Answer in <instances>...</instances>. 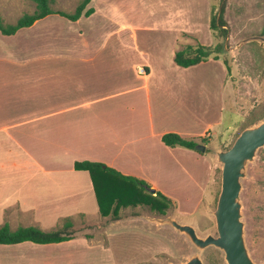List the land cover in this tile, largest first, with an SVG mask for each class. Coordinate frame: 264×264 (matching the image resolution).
<instances>
[{
    "label": "crops",
    "instance_id": "obj_1",
    "mask_svg": "<svg viewBox=\"0 0 264 264\" xmlns=\"http://www.w3.org/2000/svg\"><path fill=\"white\" fill-rule=\"evenodd\" d=\"M23 2L0 0V10L18 21L36 8ZM91 8L77 21L51 14L15 35L0 32V226L51 231L68 218L124 221L102 216L90 173L75 168L81 162L146 181L156 194L96 173L141 196L161 193L173 203L164 217L195 215L210 182L216 201L220 149L212 148L213 137L225 110L237 111L229 100V71L214 58L189 68L175 63L188 45L218 44L213 0H91L85 11ZM17 9L25 14L14 16ZM171 133L205 139L199 145L206 151L165 145ZM152 227L146 229L154 233ZM81 237L93 241L78 232L62 243L0 245V264H73L78 256L58 250Z\"/></svg>",
    "mask_w": 264,
    "mask_h": 264
},
{
    "label": "rangeland",
    "instance_id": "obj_2",
    "mask_svg": "<svg viewBox=\"0 0 264 264\" xmlns=\"http://www.w3.org/2000/svg\"><path fill=\"white\" fill-rule=\"evenodd\" d=\"M59 1L62 4L54 5V9L74 13L82 0ZM33 3L25 0L27 9L33 10L35 7ZM224 5L226 6L225 28L228 33L226 37H222L220 30L214 31L218 44H222L224 49L214 53L211 58L217 57L230 66L229 100L237 111L225 110L223 127L215 129L217 134L213 137L212 148L220 149L219 151L230 149L240 134L246 130L245 127L251 125L250 120L259 122L258 124L264 122V44L248 43L240 49H235L241 40L249 36L261 35L263 32L264 0H213L212 16L218 17L219 10ZM15 11L12 13L16 14L14 16L23 12L22 9ZM23 14H20V17ZM0 15L4 16L6 22L17 21L16 18L9 19L3 10H0ZM211 39L214 40L212 35H209L207 40ZM217 167L216 201L213 196L215 187L210 182L199 211L191 217L179 215V221L176 219L181 224L193 226L201 238L209 235L218 236L213 213L221 193L223 166L218 163ZM242 186V221L245 225L246 245L253 261L262 264L264 262V148H261L254 161L248 164ZM172 208L173 205H170L169 210ZM87 215L92 217L89 220H93L97 214L89 211ZM118 215L125 220L116 223H75V229L87 234L93 241L88 244L85 238L81 237L72 248L63 246L58 251L71 252L78 256L70 260L73 264H183L197 255L204 264H227L223 251L215 247L199 250L184 233L174 227L175 232H167L163 229L171 225L154 221L147 223L146 218H166L153 211L150 206L120 207ZM135 216L143 217L144 220L140 222L128 220ZM99 219L103 218L99 217ZM147 225H153L155 232L146 229Z\"/></svg>",
    "mask_w": 264,
    "mask_h": 264
},
{
    "label": "trees",
    "instance_id": "obj_3",
    "mask_svg": "<svg viewBox=\"0 0 264 264\" xmlns=\"http://www.w3.org/2000/svg\"><path fill=\"white\" fill-rule=\"evenodd\" d=\"M36 4L34 13L25 14L21 17L15 24H7L0 17V32L6 36L15 35L20 29L25 27L32 26L36 21L45 18L51 14H58L62 17H65L71 21L79 20L83 14L86 16L91 15L94 12V9H88L85 11L90 4L91 0H82L79 6L77 7L75 13L68 14L59 10L54 9L56 5L55 0H31ZM226 6L222 8V13L218 21L217 16H212L211 19V29L213 31L220 30L222 37H226L228 30L225 28L226 21L224 19ZM264 35V30L261 33ZM251 44L257 45L258 43L253 42ZM224 49L222 44H218L215 48L207 47L203 45H188L185 48L179 50L175 54V63L183 68H189L196 66L200 63L208 61L214 53H219ZM215 60H218L217 57H214ZM227 69L230 73V66L225 62ZM259 122L250 120L249 126H246L245 129L250 128L251 126H256ZM163 142L169 147H182L189 150H194L199 153L201 151L197 150V146L201 143L194 139H186L178 134L171 133L166 134L163 137ZM203 144H206L205 141H202ZM78 171H88L93 180L95 189L97 191V199L100 206V212L102 216H108L113 213L112 221H119L122 218L118 215L120 207H129V206H150L151 209L157 211L160 215L165 216L166 211L170 208V205H173L172 201L162 195L157 193V196L153 195H143L141 196L130 186L125 187L123 182L121 184L117 183L114 185L115 181H112L110 178L105 180L99 179L97 177V172H110L111 174L131 182L132 184L140 187L144 191L150 188V185L143 180L125 176L113 169L105 168L103 164L93 163V162H81L76 163L75 166ZM105 168V169H104ZM103 181V182H102ZM113 182V183H112ZM78 231L75 229V223L72 219H66L62 223L61 227L55 230L46 231L40 227H19L13 230L8 224L0 226V245H15L25 242H32L35 244H55L67 242L75 239Z\"/></svg>",
    "mask_w": 264,
    "mask_h": 264
},
{
    "label": "water",
    "instance_id": "obj_4",
    "mask_svg": "<svg viewBox=\"0 0 264 264\" xmlns=\"http://www.w3.org/2000/svg\"><path fill=\"white\" fill-rule=\"evenodd\" d=\"M221 13L222 7L219 10L218 21ZM252 42L264 44V35L249 36L241 40L235 49H240L243 45ZM261 148H264V122L244 130L230 149L217 153L218 162L223 166L221 193L214 212L218 236L209 235L201 238L193 226L181 224L172 217L148 219L171 225L184 233L199 250L215 247L223 251L227 264H256L249 254L245 241L241 192L242 179L246 176L247 166L254 161ZM197 150L205 152L206 146L198 145ZM149 190L156 194L155 189ZM183 264H204V262L197 255Z\"/></svg>",
    "mask_w": 264,
    "mask_h": 264
}]
</instances>
